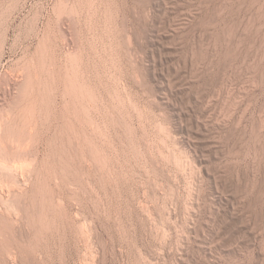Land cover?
Masks as SVG:
<instances>
[{
  "label": "rangeland",
  "instance_id": "rangeland-1",
  "mask_svg": "<svg viewBox=\"0 0 264 264\" xmlns=\"http://www.w3.org/2000/svg\"><path fill=\"white\" fill-rule=\"evenodd\" d=\"M1 113L0 264H264V0H0Z\"/></svg>",
  "mask_w": 264,
  "mask_h": 264
},
{
  "label": "bare ground",
  "instance_id": "bare-ground-1",
  "mask_svg": "<svg viewBox=\"0 0 264 264\" xmlns=\"http://www.w3.org/2000/svg\"><path fill=\"white\" fill-rule=\"evenodd\" d=\"M18 73V72H17ZM19 75V74H18ZM13 79V78H12ZM19 79V78H18ZM26 90H28V89H26ZM74 91H75V89H74ZM21 92V91H20ZM75 95V94H74ZM2 115H4V114H0V116L2 117ZM0 117V118H1ZM3 118H4V116H3ZM2 118V119H3ZM9 120V119H8ZM7 120V121H8ZM2 121H1V119H0V123H1ZM1 124H3V122L1 123ZM1 124H0V126H1ZM1 129V128H0ZM7 135V134H6ZM6 137V136H5ZM8 137V136H7ZM14 147V146H13ZM27 171V170H26ZM24 173H25V171L23 172V170L20 168V166H16V165H14V164H6V163H0V175H2V177H3V179L5 178L6 179V181H10V182H12V183H18V185H19V183H21L22 181H23V179L25 178H23V176H24ZM2 179V180H3ZM8 179V180H7ZM0 181H1V179H0ZM8 181V182H9ZM11 183V184H12ZM2 184V183H1ZM11 184L9 183V185H10V187L8 188V189H5V188H2V187H4L3 185H2V187L0 188V194H1V197H2V199L6 202V203H8V204H10L12 201H13V199H14V197L16 196V195H18L17 194V192H18V188H16L14 185H12L11 186ZM19 197V196H18ZM7 210V209H6Z\"/></svg>",
  "mask_w": 264,
  "mask_h": 264
}]
</instances>
